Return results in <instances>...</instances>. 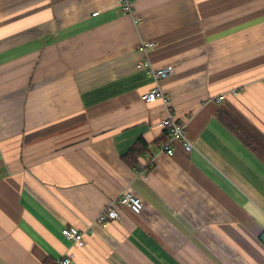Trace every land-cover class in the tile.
I'll use <instances>...</instances> for the list:
<instances>
[{"label":"crops","instance_id":"0c3cea01","mask_svg":"<svg viewBox=\"0 0 264 264\" xmlns=\"http://www.w3.org/2000/svg\"><path fill=\"white\" fill-rule=\"evenodd\" d=\"M0 0V264H264V0ZM99 11L98 14L93 12ZM174 64L160 81L138 68ZM158 84L193 143L146 102ZM143 138L137 173L123 158ZM131 190L143 209L95 222ZM77 245L62 229L88 230Z\"/></svg>","mask_w":264,"mask_h":264},{"label":"built area","instance_id":"2783aa9c","mask_svg":"<svg viewBox=\"0 0 264 264\" xmlns=\"http://www.w3.org/2000/svg\"><path fill=\"white\" fill-rule=\"evenodd\" d=\"M118 5L123 14L130 15L133 17L135 23L140 21V16L137 14L134 0H118ZM99 11L93 12L98 14ZM153 41L143 40L140 42V48L144 51L145 57L140 60L137 64L138 68L144 69L149 73L155 81H160L172 75L176 67L174 64H168L162 67H155L149 57L148 51L154 47ZM142 99L146 102H154L157 99H162L168 107L167 114L160 120V125L165 128L168 132V139L162 144L161 149L168 154L172 155L175 151L174 142L179 140L184 144L186 150L191 151L193 148L192 141L188 138L185 133V123L177 121L175 114L172 111L171 104L164 96L161 87L155 84L149 88L142 95ZM154 164V155L150 157L149 161L145 164H139L136 169L137 173L145 174L149 167ZM144 206L143 199L140 195L135 194L131 190H123L121 194L114 197L109 201L104 210H102L96 217L95 222L105 224L112 220H118L122 216V209L129 208L134 214H138L142 211ZM93 224L89 226L88 230H81L74 226H66L62 229L64 236L71 238L77 245L83 246L85 244V235L87 231L93 232ZM71 261V256H64L57 260L58 264H68Z\"/></svg>","mask_w":264,"mask_h":264},{"label":"trees","instance_id":"16d2710c","mask_svg":"<svg viewBox=\"0 0 264 264\" xmlns=\"http://www.w3.org/2000/svg\"><path fill=\"white\" fill-rule=\"evenodd\" d=\"M227 124L236 133V135L264 161V145L257 141L251 134H249L242 126L238 123L232 122L227 117ZM168 135L167 130L165 129ZM149 150V144L143 138L137 139L131 146L129 151L123 155L124 160L134 168L139 165V157L145 154ZM151 167L148 168L147 172ZM42 264H58L57 261L52 258H46Z\"/></svg>","mask_w":264,"mask_h":264}]
</instances>
